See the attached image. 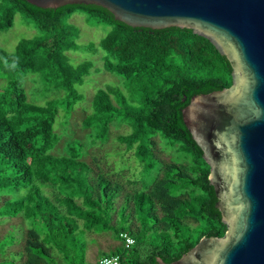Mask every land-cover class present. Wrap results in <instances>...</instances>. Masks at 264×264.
Masks as SVG:
<instances>
[{"label":"trees","instance_id":"16d2710c","mask_svg":"<svg viewBox=\"0 0 264 264\" xmlns=\"http://www.w3.org/2000/svg\"><path fill=\"white\" fill-rule=\"evenodd\" d=\"M76 12L108 28L99 42L78 43V28L67 22ZM17 13L33 21L37 34L19 39L13 50L0 49V222L21 217L28 223V264L84 262L86 243L79 245L77 234L90 228L117 236L125 231L135 239L118 252L119 264H155L157 257L169 263L201 237L222 236L226 224L216 207L210 168L184 124L182 109L195 95L231 85L225 55L191 29L131 27L95 4L42 8L26 0H0V31L13 26ZM79 49L99 54L106 71L124 76L126 94L116 86L99 88L81 123L89 129L90 145L71 139L63 152H55L62 138L57 118L61 114L66 122L64 113L71 114L83 100L77 86L94 68L91 60L73 63L67 52ZM29 74L42 84V102L28 96L24 81ZM123 122L130 132L116 140L133 150L146 171L157 158L155 136L183 155L180 162H163L151 185L127 179L128 185L140 186L126 188L86 161L87 148L107 140L110 127ZM175 177L188 189L180 196L170 194L169 184L179 183ZM123 217L128 220L121 226ZM192 226L199 227L194 240L184 232Z\"/></svg>","mask_w":264,"mask_h":264},{"label":"water","instance_id":"95a60500","mask_svg":"<svg viewBox=\"0 0 264 264\" xmlns=\"http://www.w3.org/2000/svg\"><path fill=\"white\" fill-rule=\"evenodd\" d=\"M42 8L95 4L131 27L191 29L232 67V83L195 95L182 118L209 165L226 231L155 264H264V0H26Z\"/></svg>","mask_w":264,"mask_h":264},{"label":"rangeland","instance_id":"374dc122","mask_svg":"<svg viewBox=\"0 0 264 264\" xmlns=\"http://www.w3.org/2000/svg\"><path fill=\"white\" fill-rule=\"evenodd\" d=\"M67 22L74 24L78 28V43L81 45H85L89 42H99L108 30V28L101 23L97 24L94 20H87L84 13H73L67 19ZM36 34L37 30L34 27L33 21L30 18L23 17V15L17 13L14 18L13 26L5 31H0V49L13 50L19 39L31 38ZM67 53L71 56L73 63H78L83 60H91L94 63V68L91 70L90 74L86 76L84 82L77 86L78 91L83 94V100L76 104V108L71 114L66 115L64 113V119H68L66 122L63 121L61 114L57 118L56 131L62 135V138L55 147V152H63L66 143L71 139L83 140L85 147L90 145V138L88 135L89 129H84L81 123L85 115L90 111L92 96L99 88L116 86L126 94L125 77L106 71L103 67L99 54H94L93 52L85 49H79L77 51L70 50ZM2 83L3 80H0V85ZM24 85L30 99L42 102L43 98H41L39 94L43 92V87L41 83L35 82L34 75H27ZM59 94L52 93L51 97ZM129 132L130 127L125 122L111 126L107 140L97 142L93 146L87 148V153L84 155V159L92 165H99L104 171L109 172L112 177L122 181L126 188H133L139 187L140 183L128 185L126 182L127 179L142 180L144 184L151 185L156 178L161 175L163 162H180L177 161V159L183 157V155L176 152L166 140H160L158 136H155L154 154L157 158H153L151 161L154 167H152L149 171H146L142 164H140L133 155V150L127 151L125 145L120 144L116 140V137L119 134H128ZM117 171H119L118 174L116 173ZM173 172H178V170L175 169ZM172 173H169V175H172ZM175 179L179 181V183L169 184L170 194L180 196L185 191H188V189H186V183L182 182V179H178V177H175ZM124 220H128L127 217L120 218L118 224L122 226ZM188 222L192 225L196 224L191 220H188ZM27 229H29L28 223H25L21 217L8 218L0 222V264L29 263V259L32 258L27 252ZM89 230L93 231L91 228ZM95 231L98 233H110L112 236L114 235L112 231L108 230ZM184 232H189L192 240H194L198 237L199 227L192 226L189 231L188 229H185ZM86 233L87 231L85 233L83 231H78L77 234L79 240L78 244L81 245L82 240L86 243L84 248V262H81L80 258H77V264H90L85 256L87 240H89ZM151 236L153 238L156 237L155 231L152 230ZM94 242H96V239H94ZM119 249L114 252L105 251L104 254L118 256L120 252L124 251L123 247ZM132 249H135V247L133 246ZM132 249L127 252L125 251V256L128 255V252H132ZM99 250L101 249L99 248ZM17 252L22 253L23 259H21L19 254H15ZM94 253L95 251H93V254ZM137 254L143 259L144 255L142 251L137 250ZM41 261L43 264H46L45 261ZM52 264H63V262L61 261L60 263L56 260Z\"/></svg>","mask_w":264,"mask_h":264},{"label":"crops","instance_id":"0c3cea01","mask_svg":"<svg viewBox=\"0 0 264 264\" xmlns=\"http://www.w3.org/2000/svg\"><path fill=\"white\" fill-rule=\"evenodd\" d=\"M86 234L89 240H87L85 256L90 264H95V262L100 256L107 255L104 254L105 251L114 252L115 250L123 247L122 241L117 235L112 236L110 233H98L90 231H88ZM94 239H96V242H94ZM99 248L101 250H99ZM93 251H95L94 254ZM15 254H19L21 256V259H23L22 253L17 252Z\"/></svg>","mask_w":264,"mask_h":264},{"label":"built area","instance_id":"2783aa9c","mask_svg":"<svg viewBox=\"0 0 264 264\" xmlns=\"http://www.w3.org/2000/svg\"><path fill=\"white\" fill-rule=\"evenodd\" d=\"M118 234L124 248H129L134 244L135 239L132 236H130L127 232L120 231ZM119 263H120L119 256L117 255L114 256L102 255L95 262V264H119Z\"/></svg>","mask_w":264,"mask_h":264}]
</instances>
